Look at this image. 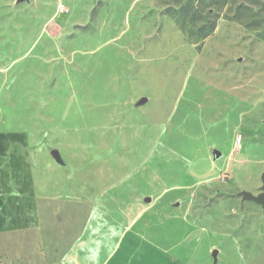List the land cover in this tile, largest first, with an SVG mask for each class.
I'll return each mask as SVG.
<instances>
[{
    "label": "rangeland",
    "instance_id": "374dc122",
    "mask_svg": "<svg viewBox=\"0 0 264 264\" xmlns=\"http://www.w3.org/2000/svg\"><path fill=\"white\" fill-rule=\"evenodd\" d=\"M263 176L264 0H0V264H264Z\"/></svg>",
    "mask_w": 264,
    "mask_h": 264
},
{
    "label": "water",
    "instance_id": "95a60500",
    "mask_svg": "<svg viewBox=\"0 0 264 264\" xmlns=\"http://www.w3.org/2000/svg\"><path fill=\"white\" fill-rule=\"evenodd\" d=\"M20 1L24 2L26 0H20ZM146 101H147V98H143L141 102L144 103ZM52 155L54 157H56V159L61 160L60 155L56 149H54L52 151ZM214 155H215V158H217V159L221 157V153L217 150L214 151ZM262 180H263V187H262L263 193L258 195V196H255L250 192H242L241 195H242L244 201H251V202H254V203L264 207V176H263Z\"/></svg>",
    "mask_w": 264,
    "mask_h": 264
},
{
    "label": "crops",
    "instance_id": "0c3cea01",
    "mask_svg": "<svg viewBox=\"0 0 264 264\" xmlns=\"http://www.w3.org/2000/svg\"><path fill=\"white\" fill-rule=\"evenodd\" d=\"M0 203H1V201H0ZM6 203H7V200H6ZM6 209H7V208H6ZM1 222H3V221H1ZM127 244H128L131 248L133 247L132 243L128 242ZM124 245H125V242L121 243V244L118 246V248H119V249H123ZM101 248H102V247H101Z\"/></svg>",
    "mask_w": 264,
    "mask_h": 264
}]
</instances>
